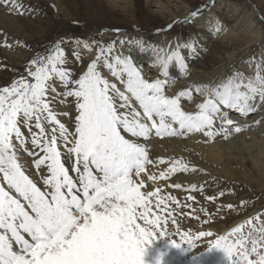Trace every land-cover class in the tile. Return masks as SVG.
Here are the masks:
<instances>
[{
    "label": "snow or ice",
    "instance_id": "obj_1",
    "mask_svg": "<svg viewBox=\"0 0 264 264\" xmlns=\"http://www.w3.org/2000/svg\"><path fill=\"white\" fill-rule=\"evenodd\" d=\"M0 6L23 10L15 0H0ZM198 15L193 11L183 23ZM133 45L140 55L151 57L160 78L147 77L131 54ZM94 47L98 51L90 63L69 71L64 67L65 50L57 43L49 54L33 59L25 75L0 89V180L7 185L6 190L0 184V264H146L147 249L160 237H169L162 230L166 221L152 211L157 192H142L143 181L134 177L139 178L148 164L168 162L150 160L140 138L148 141L153 129L160 137L202 133L227 138L229 126L241 131L230 110L242 115L264 111L261 64H255L251 75L234 72L218 82L197 85L202 99L198 111L189 112L181 98L192 99L191 89L171 97L165 90L171 68L187 73L182 50L195 52L192 44L169 49L143 39H120ZM83 48L92 51L93 45L83 42ZM74 55L82 59L78 52ZM65 104L76 115L62 122L59 117L69 113L58 105ZM28 158L35 171H29ZM189 171L196 169L176 159L160 176ZM164 203L158 197L156 207ZM242 228L219 236L208 249L222 250L230 264H264V224L253 225L246 236L240 235ZM212 236L201 231L198 238ZM181 239L193 248L187 235Z\"/></svg>",
    "mask_w": 264,
    "mask_h": 264
},
{
    "label": "rangeland",
    "instance_id": "obj_2",
    "mask_svg": "<svg viewBox=\"0 0 264 264\" xmlns=\"http://www.w3.org/2000/svg\"><path fill=\"white\" fill-rule=\"evenodd\" d=\"M134 1L135 13L121 10L120 6L114 7L107 0H69L68 8L73 12L71 18L60 11L61 5L57 0H15L23 6V10L12 12L10 16L18 22L20 27L14 29L10 25L0 24L7 38L15 43L9 48L6 47L5 42L0 43L3 44L0 45V89L10 86L11 83L25 75L31 61L37 56L49 54L57 43L65 50L67 64L64 67L69 71L79 69L88 61L87 51L83 46H80L81 49L78 48L77 39L80 42L99 43L106 46L123 34L127 36L126 39L141 37L149 42H163L168 45L174 41L179 42L180 45L191 42L194 44L198 26L193 22L216 10L213 0H199V2L179 0V4L173 10L176 7L180 10L188 8L189 5L186 2H190V13L199 11V15L194 20L190 23H183L191 19V14L186 19L178 17L173 20V16L170 17V14L166 12L163 15L153 13L156 6L153 4L155 0L153 2ZM241 2H244L247 12L257 8L256 10L264 16V11L257 0H241ZM182 3L184 8H182ZM0 11L6 10L0 7ZM169 25L172 27L169 28ZM117 29L119 33L116 32ZM226 47L225 43L222 44L215 39L202 50L203 55L196 61V64L200 68L207 67L209 72L226 65L227 60L220 63L225 56L224 48ZM76 52L82 57L79 61L74 55ZM258 52L259 50L253 51L250 56L255 57ZM238 58L232 67L228 66L219 74H215L212 82H218L234 72H241L236 64L248 58L241 55ZM63 106L70 115L68 106L66 104ZM22 131H25L27 135L26 130L22 129ZM228 137L231 138L232 135ZM231 167L235 171V174L231 176L232 181L227 177L215 175H211V180H208L227 185L225 190L221 188L222 191L219 193L204 184L200 186L202 191L197 193L189 191L186 195L177 196L174 192L160 186L152 190L148 189L145 177L143 175L142 178L140 177L144 185L141 188L142 192H157V196L151 200V206L155 215L163 217L166 221V223L162 221V230L167 232L170 239L182 244L181 248H175L169 238L160 237L147 249L146 264H158V261L161 264H230V260L222 250L214 248L209 250V243L221 235H228L236 227L243 226L240 235L246 236L253 225L259 228L264 224V191H260L264 188H259L262 182L258 179L257 173L249 168H241L237 164H232ZM229 168L230 166L227 165L226 169ZM249 171H253V177ZM158 197L164 198L165 201L159 208L156 207ZM248 221H252V225H249ZM201 231H210L213 236L198 238ZM182 235L189 237L193 244L192 249L188 247V241L181 239ZM232 239L236 240L237 237L233 236Z\"/></svg>",
    "mask_w": 264,
    "mask_h": 264
},
{
    "label": "bare ground",
    "instance_id": "obj_3",
    "mask_svg": "<svg viewBox=\"0 0 264 264\" xmlns=\"http://www.w3.org/2000/svg\"><path fill=\"white\" fill-rule=\"evenodd\" d=\"M57 1L61 5L60 11L65 13L67 17L69 16L72 18L73 12H71L67 5L69 0ZM149 1L153 2L154 0ZM194 1L199 2V0ZM213 1L216 10L214 9V12L193 22L198 26L197 38L194 41L195 43L192 44L196 51L193 52L191 49L182 50V54L185 55L186 64L188 65L187 73H182L175 67L171 68L169 77L170 84L165 90L166 95L171 97L178 95L180 91L191 89L192 99L181 98L182 108L189 112L198 111L197 104L202 99L200 94L195 91L196 86L210 84L214 79L213 76L215 74H219L228 66L232 67V65L238 61L240 55L244 58H248L247 60H243L239 62V64H236L238 65L237 68L240 67L239 69L245 75H251L254 73L255 64H261V66H264V16L262 13L257 11V8L247 12L245 10V4L244 2L242 3L241 0ZM107 2L114 7H122L121 10L135 13L133 10L135 9L134 0H107ZM257 2L260 3L261 8L264 11V0H257ZM186 3L189 5L188 8H184V4L182 3L183 10H180L179 7H176L173 10V8L179 4V0H155L153 4L156 6L153 13L163 15V13L166 12L170 14V17L173 16V20L178 17L186 19V17L192 13L189 11L191 3ZM0 7L6 10L3 12L0 11V24L10 25L12 28L18 29L20 27L18 22L10 16L12 11L7 10L5 6ZM22 33H24V31ZM125 37L127 36L120 34L116 41L120 39L125 41L143 39L141 37L126 39ZM161 38L163 39V37ZM215 39H217V41L219 40L222 44L225 43L227 45V47L224 48L225 56L220 60V63L227 60V64L220 66L213 72H209L207 67L200 68L196 64V61L202 57V50L210 45L212 41H215ZM143 40L161 47L167 46L169 49L179 43L175 41L172 43L170 41L171 43L168 45L163 42L155 43L154 41L149 42L147 39ZM4 42L8 48L15 45L13 40L8 39L6 33L0 27V43ZM83 42H80L79 45H77L78 48L83 46ZM89 44L92 43L90 42ZM94 44H92V51L85 49L87 53H84H86V59L88 60L86 63H90V61L95 58L98 51V49L94 47ZM237 46L238 48H236ZM256 50H259L257 55L255 54V57H251L250 53ZM131 54L134 56L135 61L143 66L144 72L149 79L160 78L157 66L151 63L150 56L140 55L139 50L136 49L134 45L132 46ZM112 82L118 83L114 78H112ZM118 86L123 89L122 85L118 84ZM134 106L137 107L138 111L142 112V109H139L138 102H136ZM58 108L60 111H66L63 105H58ZM68 111L71 113L68 117L60 116L61 120L64 122L70 121L75 116V112L69 106ZM229 116L233 119L235 126L241 128L240 132H235L233 126H229V135H232L231 138H225L224 134L209 138L203 136L202 133H189L183 136L165 135L160 137L155 135L154 129L148 141H144L143 138H140V142L145 143L148 148L150 160L158 162L160 159H163L168 162L163 165L158 163L146 165V171L142 173L141 176L143 175L145 177L148 189L152 190L155 189L156 186H160L168 191L174 192L177 196H183L189 191L193 193L202 191L201 187L206 184L209 185V188H214L216 192L219 193L222 189L224 191L227 185L219 184L218 181L211 182L208 180H211V175H215L218 177H227L232 181L231 179L233 178L231 176L235 174L234 168L231 167L232 164H237L241 168L254 170L258 175V179L262 182L259 188H264V111H256L242 115L234 110H230ZM156 119L158 120L159 118L156 117ZM257 121L260 123H257ZM66 126H69L71 130L70 125L66 124ZM173 126L178 127L176 125ZM121 134L125 135L126 138H129L130 135L123 131ZM132 139L135 140L136 138L133 137ZM19 155L26 157L25 153H19ZM28 159L29 163L27 167L29 171H35L34 164L31 163V158ZM176 159L187 161L190 167H195L196 171L176 172L166 177H161L160 173L162 171H167V168L171 166V162ZM227 165L230 166L229 169H226ZM252 172L253 171H249V174H252L251 177H253ZM26 174L28 173L26 172ZM151 176H155L156 179H149ZM140 177H134V179L139 181ZM0 184H3L7 190V185L4 181L0 180ZM175 184H180L181 187L176 188L174 186ZM38 186L42 185L38 184ZM260 191L262 192L264 189ZM232 198L235 197L232 196ZM24 235L26 239H30L27 234ZM13 249L17 250L15 242H13Z\"/></svg>",
    "mask_w": 264,
    "mask_h": 264
}]
</instances>
